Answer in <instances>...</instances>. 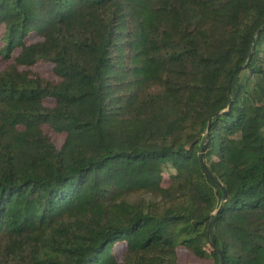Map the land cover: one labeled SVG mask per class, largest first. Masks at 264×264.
<instances>
[{"label":"trees","instance_id":"1","mask_svg":"<svg viewBox=\"0 0 264 264\" xmlns=\"http://www.w3.org/2000/svg\"><path fill=\"white\" fill-rule=\"evenodd\" d=\"M0 57V264H264V0H0Z\"/></svg>","mask_w":264,"mask_h":264},{"label":"rangeland","instance_id":"2","mask_svg":"<svg viewBox=\"0 0 264 264\" xmlns=\"http://www.w3.org/2000/svg\"><path fill=\"white\" fill-rule=\"evenodd\" d=\"M30 39H35V37H31ZM7 61L3 60L0 57V70L4 68ZM31 69L38 73L40 76L48 79V80H57V77L53 74L52 71V64L47 61H38L36 62ZM47 104H50V100L45 101ZM48 134H50L51 138L55 142V144L58 146L62 140L63 135L58 134L56 132L51 131L50 129H45ZM123 247L122 243H119L115 246L116 250H120ZM177 260L180 264H211L210 260L201 259L194 255H192L186 248L184 247H178L177 248Z\"/></svg>","mask_w":264,"mask_h":264},{"label":"water","instance_id":"3","mask_svg":"<svg viewBox=\"0 0 264 264\" xmlns=\"http://www.w3.org/2000/svg\"><path fill=\"white\" fill-rule=\"evenodd\" d=\"M228 109H229V105L227 107V110H223V111L217 112V114H226L228 112ZM204 169L207 172V174L219 185V187H221L222 189H224L223 186L215 178H213L212 175L207 171L206 167H204ZM222 200H223V198L221 199L220 206L222 205ZM213 216H214V213L212 214L211 219H210V222H209L208 227H207V231L208 232H209V229H210V225H211V221H212ZM220 264H221V257H220Z\"/></svg>","mask_w":264,"mask_h":264}]
</instances>
